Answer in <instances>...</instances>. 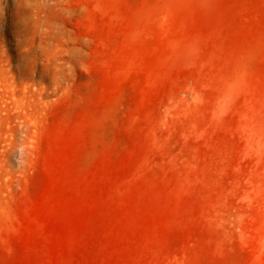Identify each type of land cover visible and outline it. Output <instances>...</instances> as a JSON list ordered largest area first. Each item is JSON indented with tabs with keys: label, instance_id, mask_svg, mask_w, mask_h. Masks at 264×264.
Listing matches in <instances>:
<instances>
[{
	"label": "rangeland",
	"instance_id": "obj_1",
	"mask_svg": "<svg viewBox=\"0 0 264 264\" xmlns=\"http://www.w3.org/2000/svg\"><path fill=\"white\" fill-rule=\"evenodd\" d=\"M0 264H264V0H0Z\"/></svg>",
	"mask_w": 264,
	"mask_h": 264
}]
</instances>
